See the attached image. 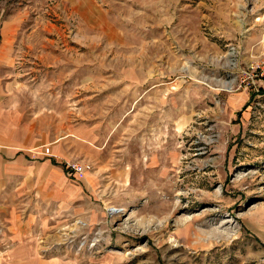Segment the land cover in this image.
<instances>
[{
    "label": "rangeland",
    "instance_id": "obj_1",
    "mask_svg": "<svg viewBox=\"0 0 264 264\" xmlns=\"http://www.w3.org/2000/svg\"><path fill=\"white\" fill-rule=\"evenodd\" d=\"M5 32L0 264H264V0H0Z\"/></svg>",
    "mask_w": 264,
    "mask_h": 264
},
{
    "label": "crops",
    "instance_id": "obj_2",
    "mask_svg": "<svg viewBox=\"0 0 264 264\" xmlns=\"http://www.w3.org/2000/svg\"><path fill=\"white\" fill-rule=\"evenodd\" d=\"M9 26L6 24V28ZM10 37L13 40L14 36L10 32L2 33L0 37L1 59L7 58L9 53H13V47L10 46L9 41L11 40ZM9 96L7 93L5 95L0 87V216L4 219L14 214L13 211H11V214L7 212V210H10V206L13 205L8 201L12 202L13 195L19 193V191H15L18 180L29 176L27 161L30 160V153L25 148L31 145L33 140L29 135L30 130L28 131V127L25 129L22 126L23 132L21 134L16 131V127L21 125L19 119H15L16 110L12 106ZM43 147L44 154L50 152L51 147H47V145ZM51 161L57 164L55 160L51 159ZM37 164H41V162H37ZM77 176L80 177V174ZM19 207L21 208V205Z\"/></svg>",
    "mask_w": 264,
    "mask_h": 264
},
{
    "label": "built area",
    "instance_id": "obj_3",
    "mask_svg": "<svg viewBox=\"0 0 264 264\" xmlns=\"http://www.w3.org/2000/svg\"><path fill=\"white\" fill-rule=\"evenodd\" d=\"M71 171L77 172V173H84L86 170L91 169V165L89 163H74L71 165Z\"/></svg>",
    "mask_w": 264,
    "mask_h": 264
}]
</instances>
